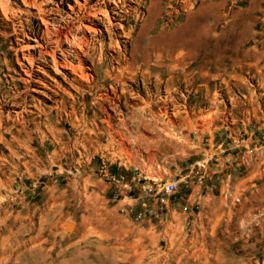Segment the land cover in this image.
I'll return each instance as SVG.
<instances>
[{
	"label": "rangeland",
	"instance_id": "obj_1",
	"mask_svg": "<svg viewBox=\"0 0 264 264\" xmlns=\"http://www.w3.org/2000/svg\"><path fill=\"white\" fill-rule=\"evenodd\" d=\"M234 1L227 5L252 13L245 29L250 28L253 38L240 49L248 50V59L224 65L225 71L209 63L208 80L182 77L155 88L152 77L144 91L139 78L126 80L128 98H122L121 111L110 109L112 129L101 110L90 107L92 95L85 100L76 96V105L67 104L57 116L53 109L50 121L37 110L35 106L48 110L59 105L62 90L77 95L62 72L44 67L42 81L28 90L18 82L10 94L19 93L17 101L27 100L34 111L29 116L32 140L29 147L24 142L12 149L31 169L16 165L9 149L0 150V163L9 170L0 175L5 182L0 190V264L264 263V0ZM124 2L125 7L111 13L113 23L124 25L115 26L112 37L121 44L127 40L129 61L145 21L141 11L147 14L155 0ZM189 2L164 0L160 5L180 11ZM68 4L74 0H48L44 7H53L52 15L60 19ZM125 8L128 22L120 18ZM4 19L0 13V97L9 99L11 95H4L12 83L5 80L25 74L17 63L18 73L7 69L3 52L13 53L9 47L17 46L14 27L34 36L41 21L27 15ZM100 31L108 41L104 27ZM220 31L212 29L211 37L216 39ZM143 97L158 104L141 112ZM165 107L173 123L160 115L158 109L163 112ZM113 130L130 138L131 154ZM140 134L147 140L135 142ZM172 178L178 180L175 209L160 217L148 210L145 224L121 210L129 200L140 199L146 187ZM66 222L73 227L67 228Z\"/></svg>",
	"mask_w": 264,
	"mask_h": 264
},
{
	"label": "bare ground",
	"instance_id": "obj_2",
	"mask_svg": "<svg viewBox=\"0 0 264 264\" xmlns=\"http://www.w3.org/2000/svg\"><path fill=\"white\" fill-rule=\"evenodd\" d=\"M47 1L0 0V13L5 21L22 15L39 18L41 21L40 32L34 36L28 35L23 29L20 32L17 28H13L17 46L9 47L10 50H14L13 53L8 50L3 52V63L7 65V69L18 73L15 66L17 63L25 77L10 75V79L5 81H10L12 85L4 97L11 95L12 89H16L20 82L24 90L37 86L42 81L43 74L40 73H45L44 67H50L56 74L62 72L69 89H74L77 93L76 95L62 90L64 99H60L59 105L48 110L35 106L49 121L53 119L51 114L53 109L57 116L60 114L58 110H65L67 104L71 107L76 105V96L85 100L88 95H92L90 107L99 108L104 114L108 127L112 129L110 122L113 116L110 109L121 111L122 98H128V84H124L126 80L135 82L139 78L142 84L141 91L147 89V83L152 77V85L155 88H159L162 83H166L165 85L178 83L182 77H187L189 80H208L209 63L214 62L216 68L225 71L224 65H228L229 68L230 64L233 66L243 58L248 59V50L242 53L240 49L253 38H250V28L245 29L250 26L246 22L252 21L251 10L233 4L228 6V0H187L191 2L185 4L184 9L180 11L167 10L160 5L164 0H155L147 14L141 11L140 17L145 21L136 35V50L130 56L131 61L130 59L127 61L128 56L125 57L127 40H123L121 44L112 37L115 34V26L124 27V25L120 22L113 23L111 20V13H115L116 8L125 7L124 0H74V5L68 4L67 12L60 19L52 15V11L55 10L53 7H44ZM234 2L243 4V0ZM123 11L120 18L128 22V10L125 8ZM162 12L164 14L160 15ZM242 14H246V17L242 18L240 16ZM227 16H232V20L225 22ZM100 24L107 32L108 41L100 31L103 28ZM219 28H221L220 35L213 39L212 29ZM110 50L115 54L110 53ZM250 51L256 52V50ZM194 67L201 70V73L194 72ZM161 75H167V78L161 80ZM0 81H3L1 77ZM107 81L112 82L105 86ZM84 86L88 89L83 88ZM17 97L19 93L11 95L9 99L0 97V150L9 149L10 156L17 161L16 165L23 164L25 170L30 172L28 161L20 163L21 157L12 147L24 146V142L29 147V142L32 140L29 124L33 121L29 116L34 111L27 107V100L18 102ZM213 100L216 101V98L214 97ZM21 104L20 110H8V107L15 108ZM156 104L158 102H149L143 97L139 110L142 112ZM83 106L86 107L84 102ZM166 107L163 112L159 108V113L166 114L167 122L173 123L174 118H170L172 116L167 114ZM173 114L176 116L175 108ZM113 133L126 153L131 154L130 138L126 140L118 130H113ZM22 137L25 138L22 140ZM133 139L135 142L147 140L141 134ZM7 173L9 170L6 165L0 163V175ZM4 186L5 182L0 180V190ZM16 218L14 216L15 220ZM65 226L72 228L73 224L66 222ZM32 247L30 246L28 250H32Z\"/></svg>",
	"mask_w": 264,
	"mask_h": 264
},
{
	"label": "built area",
	"instance_id": "obj_3",
	"mask_svg": "<svg viewBox=\"0 0 264 264\" xmlns=\"http://www.w3.org/2000/svg\"><path fill=\"white\" fill-rule=\"evenodd\" d=\"M177 187L178 180L175 178L154 183L153 186L143 189L140 199L129 200L130 202L125 203L121 210L136 222L145 224L148 210L153 212L154 217H160L169 208L175 209L172 207L174 202L172 198Z\"/></svg>",
	"mask_w": 264,
	"mask_h": 264
}]
</instances>
